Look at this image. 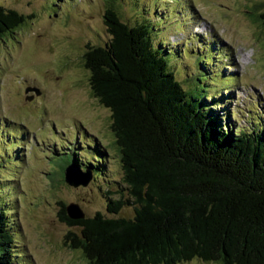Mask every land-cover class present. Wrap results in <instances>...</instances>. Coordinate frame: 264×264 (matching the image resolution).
Returning <instances> with one entry per match:
<instances>
[{"label": "rangeland", "instance_id": "374dc122", "mask_svg": "<svg viewBox=\"0 0 264 264\" xmlns=\"http://www.w3.org/2000/svg\"><path fill=\"white\" fill-rule=\"evenodd\" d=\"M0 2L33 15L0 38V208L10 224L13 264H88L65 239L77 227L60 220V202L78 204L85 216L133 215L130 205L117 215L107 211L109 199L128 196L110 111L93 96L83 65L89 46L109 38L108 6L130 25L148 23L167 69L186 90L214 96L215 111L227 108L232 129L264 125V28L249 14V7L259 13L264 0ZM74 158L91 171L87 185L64 179Z\"/></svg>", "mask_w": 264, "mask_h": 264}, {"label": "trees", "instance_id": "16d2710c", "mask_svg": "<svg viewBox=\"0 0 264 264\" xmlns=\"http://www.w3.org/2000/svg\"><path fill=\"white\" fill-rule=\"evenodd\" d=\"M249 8L264 28V6ZM32 17L0 2V38ZM103 17L109 38L89 46L83 65L110 111L128 196L106 208L130 205L133 215L71 218L60 202V220L77 227L69 247L88 264H264V125L232 129L227 108L215 111L214 96L186 90L167 69L148 23L130 25L111 6ZM9 227L0 208V264L16 255Z\"/></svg>", "mask_w": 264, "mask_h": 264}, {"label": "water", "instance_id": "95a60500", "mask_svg": "<svg viewBox=\"0 0 264 264\" xmlns=\"http://www.w3.org/2000/svg\"><path fill=\"white\" fill-rule=\"evenodd\" d=\"M28 91H34L36 94L39 93L37 87H26L25 92ZM91 178V172L89 170L82 171L74 161L67 165L64 170V179L66 183L72 186L87 185ZM65 210L71 218L85 217L84 212L78 204H68L65 206Z\"/></svg>", "mask_w": 264, "mask_h": 264}]
</instances>
